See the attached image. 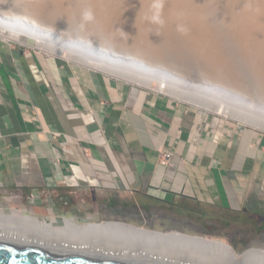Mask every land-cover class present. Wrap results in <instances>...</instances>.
Masks as SVG:
<instances>
[{"label":"crops","instance_id":"0c3cea01","mask_svg":"<svg viewBox=\"0 0 264 264\" xmlns=\"http://www.w3.org/2000/svg\"><path fill=\"white\" fill-rule=\"evenodd\" d=\"M131 91L0 41V225L14 229L0 231V242L29 244L17 227L33 220L172 233L178 228L155 227L169 220L156 213L164 209L200 222L235 223L249 213L264 222V205L244 207L241 190L236 206L229 192L250 179L256 136L206 133L172 97ZM54 246L45 249L60 250Z\"/></svg>","mask_w":264,"mask_h":264},{"label":"bare ground","instance_id":"6f19581e","mask_svg":"<svg viewBox=\"0 0 264 264\" xmlns=\"http://www.w3.org/2000/svg\"><path fill=\"white\" fill-rule=\"evenodd\" d=\"M20 3L0 0V39L25 36L81 67L136 86L156 84L166 95L264 130V0ZM182 44L201 57L193 74L178 66L185 62L179 58ZM68 220L51 228L27 221L25 231L17 228L29 244H11L55 245L60 250H48L138 264H264V248L238 254L223 241L198 235ZM2 230L14 235L5 224Z\"/></svg>","mask_w":264,"mask_h":264},{"label":"rangeland","instance_id":"374dc122","mask_svg":"<svg viewBox=\"0 0 264 264\" xmlns=\"http://www.w3.org/2000/svg\"><path fill=\"white\" fill-rule=\"evenodd\" d=\"M22 1L24 0H13V2L18 3V4ZM62 31L64 32L65 29L64 30L62 29ZM12 37H13L12 40H8L6 42L12 45H16L18 48H23L24 50L37 51V52L45 54V56L47 57H53V58L56 57L57 59H63L69 63L76 64V62L68 61L60 56L50 54L49 52L39 47L34 46L25 36L16 37L12 35ZM0 41H5V40L0 39ZM179 58L185 61L183 63L178 64V66L182 67L181 71H185V74L195 73L198 68L197 63L201 62L200 55H198V53L195 50L189 49L186 45H183V44L180 45L179 47ZM91 70L96 71V73H98L99 77H101L102 80L107 79L108 82L112 81L114 83H120L124 85L125 87L128 88V92L131 90H134L135 87L143 91L152 90V91L157 92V91L162 90L158 88L156 84L153 88H148L146 86H136L135 84L126 82L119 78L105 75L101 72H98L97 70H93V69ZM159 93L166 95L162 91ZM172 98L176 102L182 103L185 106L191 108L198 115V117H200L201 122H200L199 127L201 128L202 131L204 129L206 133L210 132L212 127H215V129H217L218 135L226 134L224 130H227L228 131L227 135H230L232 138L233 136L234 138H236L237 136L241 137L243 135V132L245 131L248 132L249 134L251 133L252 135H254V137L256 136L257 143H255V146H256L254 147L255 149L253 148L254 149L253 150L254 151V154H253L254 165L252 166V170L250 171V179L246 181L247 183L243 181L241 183L243 185L241 186L239 185L237 186L235 183L234 185L236 186V188L229 186V192H230V195L235 205L238 203V200L240 201L239 193L241 192V190L244 191L242 195L244 207H246L247 204L249 205L252 203L253 204L256 203L257 206H260V204L264 205V130L256 128L249 124H243L239 122L237 119L230 118L229 116H226L224 114L206 110L204 108H199L198 106H195L194 104H192L190 101H187V100L184 101L182 99H177L174 97ZM211 181L214 182V185H212L211 187L216 186L215 180L213 177H210L208 182H211ZM242 186H245V187H242ZM215 190L216 189L214 188L213 194L216 197L217 193L215 192ZM261 201L263 203H261ZM168 212L170 211H168L167 209L156 212L157 214H160V216L166 214L169 220L165 223V225L161 226L157 224L155 225V227L162 228V229L177 227L178 229H171L170 231L175 230V231L184 232L190 235H200V236H204L208 238L210 237L211 239H215L219 241L224 240L223 242H225L226 240H229L233 244L232 246L230 244V246L234 248L238 254H242L246 250L253 248V247L254 248H264V231L256 230L257 226L255 225V223L260 222V220L257 221L256 218H252L251 217L252 213H249L248 215L243 214L237 217L240 219H238V221L235 223H225V222H221L219 220H214V219H206L205 221H202V222L198 221L195 218L191 219L188 217L177 219L176 217L169 214ZM144 213H145V217L148 215L147 216L148 219L150 215H153L152 213H146L145 211ZM249 218L251 220H248Z\"/></svg>","mask_w":264,"mask_h":264},{"label":"water","instance_id":"95a60500","mask_svg":"<svg viewBox=\"0 0 264 264\" xmlns=\"http://www.w3.org/2000/svg\"><path fill=\"white\" fill-rule=\"evenodd\" d=\"M244 128V127H243ZM0 264H138L0 242Z\"/></svg>","mask_w":264,"mask_h":264},{"label":"built area","instance_id":"2783aa9c","mask_svg":"<svg viewBox=\"0 0 264 264\" xmlns=\"http://www.w3.org/2000/svg\"><path fill=\"white\" fill-rule=\"evenodd\" d=\"M157 92H161V91H157ZM163 157H164V162L166 164H168L170 159H172V157H173V152L172 151L166 152V153L163 154Z\"/></svg>","mask_w":264,"mask_h":264},{"label":"flooded vegetation","instance_id":"af4514ba","mask_svg":"<svg viewBox=\"0 0 264 264\" xmlns=\"http://www.w3.org/2000/svg\"><path fill=\"white\" fill-rule=\"evenodd\" d=\"M256 224H257L256 226L260 229V231H264V222H258Z\"/></svg>","mask_w":264,"mask_h":264},{"label":"clouds","instance_id":"9594fccd","mask_svg":"<svg viewBox=\"0 0 264 264\" xmlns=\"http://www.w3.org/2000/svg\"><path fill=\"white\" fill-rule=\"evenodd\" d=\"M85 16H86V17H90V16H91V13H90V12H86V13H85Z\"/></svg>","mask_w":264,"mask_h":264}]
</instances>
